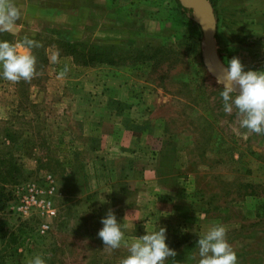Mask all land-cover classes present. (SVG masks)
Listing matches in <instances>:
<instances>
[{
	"label": "rangeland",
	"instance_id": "374dc122",
	"mask_svg": "<svg viewBox=\"0 0 264 264\" xmlns=\"http://www.w3.org/2000/svg\"><path fill=\"white\" fill-rule=\"evenodd\" d=\"M210 1L215 66L224 73L235 56L245 71H264V0ZM14 3L21 16L13 37L37 33L46 61L31 81L0 77V180L10 192L0 209L2 264H25L37 254L46 264H119L129 255L123 242L109 253L97 235L109 209L129 242L165 227L176 264H195L189 257L213 225L226 227L238 264H264V135L242 138L235 111H223L222 85L201 58V31L169 10L171 0ZM54 38L93 42L116 58L129 48L165 47L152 59L81 64ZM76 95L106 100L113 121L129 130L117 127L113 140L129 137L141 150H103L99 134L84 131L95 122L110 131L101 119L108 109L71 104ZM73 112L85 118L75 122ZM45 173L54 182L44 194L52 214L8 208L21 182L45 189Z\"/></svg>",
	"mask_w": 264,
	"mask_h": 264
},
{
	"label": "clouds",
	"instance_id": "9594fccd",
	"mask_svg": "<svg viewBox=\"0 0 264 264\" xmlns=\"http://www.w3.org/2000/svg\"><path fill=\"white\" fill-rule=\"evenodd\" d=\"M20 16L21 9L14 0H0V33H13ZM40 46L39 42L27 36L18 44L0 41V77L19 83L21 80L31 81L40 75L36 70V57L30 53L31 48ZM51 59L56 62L57 55ZM66 71L65 68L61 75ZM216 83L222 85L219 95L223 111L229 115L235 111L239 128L246 130L241 133L242 138L247 139L249 133L264 135V71H245L240 59L234 56L227 62L223 76L217 77ZM237 86L238 95L234 94ZM101 223L103 227L97 235L103 242V249L111 253L119 249L123 242L129 253L119 264H165L169 258L176 264L174 258L177 253L165 243V227L146 231V234L134 237L129 242L125 240L122 225L111 209L101 219ZM226 234L225 226H211L199 236L195 247L197 253L189 259L194 260L195 264H238L236 252L228 243ZM25 264H46V261L37 254L26 259Z\"/></svg>",
	"mask_w": 264,
	"mask_h": 264
},
{
	"label": "trees",
	"instance_id": "16d2710c",
	"mask_svg": "<svg viewBox=\"0 0 264 264\" xmlns=\"http://www.w3.org/2000/svg\"><path fill=\"white\" fill-rule=\"evenodd\" d=\"M172 5L169 10H171L173 13L177 14L179 17H181L184 21H188V24L190 25V30H200L199 25L192 20L191 14H192V8L190 6H186L182 1L180 0H171ZM212 6V11L214 13L215 22L217 21V15L214 9V5L212 1L209 0ZM216 24V23H215ZM215 31V30H214ZM14 35L11 33H0V41H9L10 43H13L14 41L21 42L25 36H27L29 39H33L41 45L40 47H33L30 49V53L36 57V70L39 71L41 67L43 66L44 62L46 61L45 53H44V47L46 43L41 39V37L35 33V34H28L24 35L22 37L14 38ZM52 43H54L59 49L62 50L63 54L71 56V58L81 64H94V63H114L119 58V61L122 59H131V60H143V59H152L154 56H158L157 52L162 53L165 46L163 45H154L151 49L148 50L147 46H141V47H135V48H129L128 50H125L118 54V57H115L114 53H111L108 49H102L97 46V44L93 42H87L85 40L76 39V40H70V42H67L66 40H61L60 38H54L52 39ZM186 42L184 41L183 44ZM189 44V43H188ZM187 44V45H188ZM191 46V43H190ZM116 58V59H115ZM6 166H3V169H5ZM8 170V169H5ZM2 169H0L1 173ZM4 178H1L0 180V209H2L5 205H7L6 200L10 196V192L6 191L4 188V185L2 181ZM21 228L20 226H18ZM2 231V222L0 220V232ZM13 238V237H12ZM2 252L0 250V264H2L1 259Z\"/></svg>",
	"mask_w": 264,
	"mask_h": 264
},
{
	"label": "water",
	"instance_id": "95a60500",
	"mask_svg": "<svg viewBox=\"0 0 264 264\" xmlns=\"http://www.w3.org/2000/svg\"><path fill=\"white\" fill-rule=\"evenodd\" d=\"M186 6L192 8V20L195 21L201 30V58L208 72L217 80V77H222L223 73L215 66L213 60V42L215 30V17L212 11V6L209 0H180ZM236 93L239 94L237 86Z\"/></svg>",
	"mask_w": 264,
	"mask_h": 264
},
{
	"label": "built area",
	"instance_id": "2783aa9c",
	"mask_svg": "<svg viewBox=\"0 0 264 264\" xmlns=\"http://www.w3.org/2000/svg\"><path fill=\"white\" fill-rule=\"evenodd\" d=\"M46 182V188L41 189L33 179H27L16 187V196L8 203V208L14 212L25 214L36 208L40 212L49 215L53 213L50 200L44 194H51L54 189V182L49 173L42 176ZM45 222L41 223V229L46 227Z\"/></svg>",
	"mask_w": 264,
	"mask_h": 264
},
{
	"label": "crops",
	"instance_id": "0c3cea01",
	"mask_svg": "<svg viewBox=\"0 0 264 264\" xmlns=\"http://www.w3.org/2000/svg\"><path fill=\"white\" fill-rule=\"evenodd\" d=\"M90 97H92V98H90ZM98 99H100V98H98L97 95H91V96H87V97H80V96L76 95L74 98H72V100L70 98V103L71 104L73 102H76L77 101L79 103H82V104L87 105L90 108H93L94 105H97L98 106V108H97L98 110L105 111L104 109H106V108L108 109L107 113L106 114H103V116H102L101 119L104 120V118H105L104 121H107L108 123H110L109 124L110 127H111L110 128L111 129L110 131H103V130H101L100 129V125H98L97 122H95L94 123V126L89 125L90 128L87 127V129L84 132H89V133L96 132V134H99V137H96V141L104 147L103 150L111 149V146H116L119 149H123V150L124 149H128V148H131L132 149L134 147V146H131V144H132L133 141L132 140H129V137L128 138H124L122 141L120 140V137L117 138L116 141L113 140V137H115V136L112 133L114 131L116 132L118 130L117 127H119L118 122H117V119L118 118L116 119L114 117V121H113V117H112V113L113 112L110 113L111 108L108 107V106H106V105L104 106V104H106L107 101L106 100L99 101ZM128 101H130V100H128ZM86 113H92V111H86ZM72 114H73L72 116L74 117V121L75 122H77V119L78 118H83V119L85 118L84 116L79 115V112H73ZM106 115H107V118H106ZM88 117H90L91 119H93L92 114L91 115H88ZM111 117H112V121H111ZM119 128H122V131L123 132H126V133L129 132V130L128 129H125L124 127H119ZM137 134H133V136L135 137ZM141 134L142 133H140L138 136L141 137L140 136ZM107 137H111V140H107L106 139ZM139 137H138V139H139ZM129 141H130V144H129ZM140 146H141V143H138V146H137L138 148L137 147H134V148H136V150L139 151V150H141ZM100 150H102V149L100 148Z\"/></svg>",
	"mask_w": 264,
	"mask_h": 264
}]
</instances>
